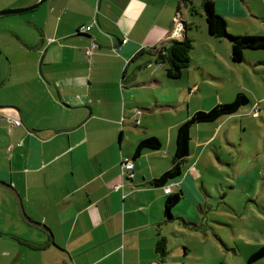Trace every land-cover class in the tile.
<instances>
[{
	"label": "crops",
	"instance_id": "1",
	"mask_svg": "<svg viewBox=\"0 0 264 264\" xmlns=\"http://www.w3.org/2000/svg\"><path fill=\"white\" fill-rule=\"evenodd\" d=\"M36 1L0 0V9L24 8ZM46 2L45 10L24 18L21 31L11 30L7 40L0 25V53L11 58L18 49L32 59L16 72L12 96L0 97V180L14 185L29 215L47 224L52 234L27 223L9 192L0 190V234L1 230L12 234L8 247L0 248V264H171V236L179 246L182 236H190L189 226H207L210 235L205 219L181 211L180 202L184 198L193 209L205 207L208 197L200 186L206 192L204 172L213 165V153L219 156L222 140L244 152L226 126L241 110L193 125L190 154L173 186L183 198L173 208V217L165 214L168 195L153 181L173 166L178 127L194 112L231 102L244 92L238 68L233 69L237 62L232 59V42L212 36L203 13H192L190 5L198 14L203 0ZM214 3L231 33L264 35V0ZM14 23L10 21L12 28ZM91 24L88 31H80ZM245 24L256 31H234ZM186 35L196 41L194 48L203 50V56L191 57L180 78H170L165 70L160 74L165 66L158 62L155 48ZM94 41L99 48L86 55ZM250 50L245 49L243 61L254 68L264 64V54ZM131 63L138 68L127 76ZM140 73L148 74L145 81H138ZM257 98L262 101L264 96L253 93L252 106ZM138 107L150 113L138 116ZM8 117L21 124L12 126ZM127 118L133 127L127 126ZM150 136L158 137L162 146L134 157L138 143ZM125 158L135 165L133 179L123 174ZM213 231L228 247L220 230ZM14 235L50 243L32 249ZM160 237L167 238L169 248L163 260L156 251ZM217 247L221 250L218 243ZM213 258L209 264H220L219 253Z\"/></svg>",
	"mask_w": 264,
	"mask_h": 264
},
{
	"label": "rangeland",
	"instance_id": "2",
	"mask_svg": "<svg viewBox=\"0 0 264 264\" xmlns=\"http://www.w3.org/2000/svg\"><path fill=\"white\" fill-rule=\"evenodd\" d=\"M252 2L255 6L256 3L254 1ZM33 4L21 7H28ZM47 4L48 2L45 1L38 7L39 9H34L35 11L0 16V25L6 31V40L11 30L14 32L15 30L17 32L21 31V24L24 18L45 10ZM190 7L192 8V5ZM3 9L6 8H2L0 11ZM193 9L192 13L194 15H201L203 13L206 19L204 8L198 7V14H196V8L194 7ZM256 11L261 12L259 5H257ZM10 21H15L13 28L11 27ZM255 25L258 28L257 24ZM250 28L251 26L245 24L243 28L237 26L234 31H256L254 30L255 28ZM230 29L228 27V30ZM258 30L261 31L260 29ZM234 35L237 34L234 33ZM195 42L193 41L194 45ZM250 52H253V54H264V49H251ZM10 54L14 55L9 58L8 54L0 53V97L2 99L6 96H12L10 91L13 90V81L17 79L16 72L26 69L28 66H24V62H31L32 60L28 58L29 54L26 51L16 49ZM202 56L203 50L201 49L194 48L191 52L192 58L198 59V57ZM226 66L229 67L227 64ZM137 68V64L131 63L126 75L130 76ZM234 68H238L235 72L240 81L239 88L243 89L250 99L253 98V93L264 96V64L257 65L255 67L256 70L251 64L241 61L237 62L236 67L233 66ZM11 69L14 71L9 74ZM164 70L161 69L160 74L162 72L165 73ZM224 70L230 72L229 68L224 67ZM147 76L148 74L146 73H140L138 81H145ZM165 76L167 78L166 74ZM137 95L139 99H142L144 93L140 91ZM145 95L147 96V94ZM256 104H259L260 113L259 116L253 117L252 113H254ZM255 105L252 106L249 104L244 106L237 115L230 117L227 121L226 126L231 127V138L236 144L239 145L240 143L243 145L244 152H240L239 146L229 144L226 139L222 140L221 146L219 147V156L213 153V165L209 166L210 170L208 172H204L206 192L202 184L200 186L202 191L207 195L206 197H208L205 207L199 205L200 210L197 208L193 209L192 202L189 199L183 198L180 202L179 206L182 209L181 211H188L190 217H203L205 219L204 223L210 225L208 227L210 235H207V226H204L206 229L203 227L196 228L189 226L187 227V233L190 236L187 238L182 236L181 238L184 243H181L179 246H176L177 238L171 236L173 242L169 255L172 261L171 264H209V262L215 260L213 257L217 256L218 253L220 254V264H264V257L250 261L251 255L264 244V99L258 101L257 98ZM140 109L142 113H150L145 108ZM158 112L160 113V110ZM126 122L129 123L131 120L127 118ZM127 126L133 127L130 123ZM153 127H157L154 124V120ZM242 136H244L243 139H241ZM0 190L6 189L0 187ZM9 194L15 201L13 195L11 193ZM216 219H225L227 222H219ZM10 227L12 228L13 226ZM213 228H218L222 235L226 237L227 243L229 244L228 247L217 238ZM1 231L3 234H0V248H6L8 247L6 240L12 234L7 230ZM16 233L23 235L19 231ZM217 243L221 248L219 251ZM205 250L206 253H203ZM202 257H204L202 259L204 260L203 263L201 260Z\"/></svg>",
	"mask_w": 264,
	"mask_h": 264
},
{
	"label": "trees",
	"instance_id": "3",
	"mask_svg": "<svg viewBox=\"0 0 264 264\" xmlns=\"http://www.w3.org/2000/svg\"><path fill=\"white\" fill-rule=\"evenodd\" d=\"M202 6L205 11L209 33L212 36L218 38H228L232 42L233 61H243L245 49H264V35H234L233 33H231L228 30L227 20L222 15L217 13L214 0H203ZM193 8L194 7L192 6V9ZM193 48V39L189 35H186L183 39L173 40L172 43L168 46H161L160 48H155V55L157 56L158 62L162 63L165 66V71L167 75L170 78L176 79L180 78L183 75L184 71L190 66L192 59L191 52ZM251 103L252 101L250 97L245 92H239L231 102L218 103L209 110H199L194 112L186 121H184L178 127L173 166L169 170L165 171L159 178L153 181V184L163 186L164 192L167 187H172L171 192H165V194L168 195L165 203V214L168 217H173V208L183 198L182 192H173V186L174 181H176L177 178L182 175L186 160L190 154L193 125L197 123L216 121L221 117L235 115L241 110L242 107L247 106ZM136 120H139V118H137ZM161 146L162 142L158 137H146L138 143L134 157L139 156L144 149H159ZM123 174L129 179L134 178L133 175H126L124 173V169ZM114 187L118 188V185H115ZM14 237L17 240L25 243L32 249H44L50 243L49 240L46 242L39 243L26 240L17 235H14ZM167 242L168 241L166 237H160L156 243V251L160 254L162 260L165 259L166 256L169 254ZM53 243L55 244V242ZM262 257H264V244L261 245L251 255L250 261L260 259Z\"/></svg>",
	"mask_w": 264,
	"mask_h": 264
},
{
	"label": "water",
	"instance_id": "4",
	"mask_svg": "<svg viewBox=\"0 0 264 264\" xmlns=\"http://www.w3.org/2000/svg\"><path fill=\"white\" fill-rule=\"evenodd\" d=\"M45 1L46 0H38L35 4H33L31 6H28V7H24V8H12V9L8 8V9H5V10H1L0 11V16L5 15V14L21 13V12H24V11L33 10V9L39 7ZM183 26L186 27V23H183ZM0 187L6 189L9 193H11L13 195V197L15 198L16 204H17V210H18L20 216L26 222H28L29 224H31L33 226H36V227L41 228L43 230H46L49 233H52L47 224H45L44 222H41V221L34 220L28 214V212L25 209V205H24L23 199H22L19 191L14 187L13 184H11L10 182H7V181L0 180Z\"/></svg>",
	"mask_w": 264,
	"mask_h": 264
},
{
	"label": "built area",
	"instance_id": "5",
	"mask_svg": "<svg viewBox=\"0 0 264 264\" xmlns=\"http://www.w3.org/2000/svg\"><path fill=\"white\" fill-rule=\"evenodd\" d=\"M95 21H96V20H95ZM93 25H94V24H91L90 26H83V27L80 29V31H81V32H86V31H88ZM127 41H128V37H124L123 40H122L123 43H126ZM99 46H100L99 43H97V42H95V41L92 42L91 45L88 46V47L85 49V53H86V55H90V54H92L96 49L99 48ZM141 113H142V110H141V109L137 111V114H141ZM258 115H259V105L256 104L255 107H254V116H258ZM8 121L10 122V124H11L12 126H18V125L21 124V121H20L19 119H14V118H11V117H8ZM136 123L139 124V123H140V120H136ZM133 167H134V163L132 162L131 159H129V158H125V159L123 160V169H124V173H125L126 175H130V176L134 175ZM171 191H172V187H171V186H170V187H167L166 190H165L166 193H169V192H171Z\"/></svg>",
	"mask_w": 264,
	"mask_h": 264
}]
</instances>
